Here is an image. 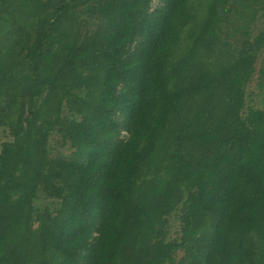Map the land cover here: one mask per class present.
Wrapping results in <instances>:
<instances>
[{"label":"trees","instance_id":"16d2710c","mask_svg":"<svg viewBox=\"0 0 264 264\" xmlns=\"http://www.w3.org/2000/svg\"><path fill=\"white\" fill-rule=\"evenodd\" d=\"M152 2L0 0V264H264V0Z\"/></svg>","mask_w":264,"mask_h":264},{"label":"rangeland","instance_id":"374dc122","mask_svg":"<svg viewBox=\"0 0 264 264\" xmlns=\"http://www.w3.org/2000/svg\"><path fill=\"white\" fill-rule=\"evenodd\" d=\"M158 3V0H153L152 5L155 6ZM79 15V24H80V28L82 31H84L87 27H91L93 26L94 22L92 19H90L87 15L85 14H78ZM256 32V30L254 31ZM262 58L263 55L261 54L257 61H256V70L258 71V69L260 68L261 64H262ZM257 79H258V73L255 74L254 78L251 80V82L248 85V92H253V99H254V103L257 104V106H263V102H264V91H261L258 89L257 87ZM125 132H123L124 134ZM4 139L3 137L1 138V140ZM51 139L52 144H55L56 138ZM61 152L63 153H69V149L67 147H61ZM49 203V200L46 199H42L38 200L37 202V206L39 207H43L45 204ZM179 236V223L178 220H176L175 218H172V225H171V233H170V238L172 237H178ZM183 255L182 251H178L176 253V258L179 259L181 258V256Z\"/></svg>","mask_w":264,"mask_h":264}]
</instances>
